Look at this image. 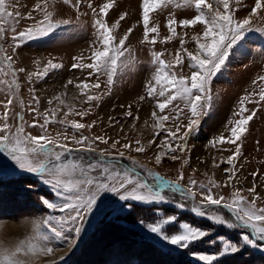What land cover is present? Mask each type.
Returning a JSON list of instances; mask_svg holds the SVG:
<instances>
[{
    "label": "rangeland",
    "instance_id": "rangeland-1",
    "mask_svg": "<svg viewBox=\"0 0 264 264\" xmlns=\"http://www.w3.org/2000/svg\"><path fill=\"white\" fill-rule=\"evenodd\" d=\"M94 6L98 7L107 0H90ZM214 4V0H209ZM255 0H232V7L237 18L249 15V10L254 6ZM42 4L43 0H5L6 10L13 13L12 17H4L0 23L4 24L5 37L0 39V48L13 55L15 68L24 67V73L17 74V82L20 87L18 91L10 89L7 85L0 83V115L5 111L4 104L8 98H13L10 106L8 123L15 127L21 123L19 117H24L23 126L27 134H46L52 138L60 137L61 142L67 143L70 148L77 146L70 140L65 141L64 135L71 137L73 134L79 138L80 135L93 138L103 136L108 139V144L97 141L94 145L95 151H77L73 153V159L79 161L83 159L85 164L94 162L100 157V152L108 150L117 159L112 161L118 165L117 170H126L135 167L132 160H136L144 168L136 167L135 175L142 180L153 183L154 178L147 175V170L154 174L159 173L164 178L162 184L156 185L161 194L166 196L164 203H144L138 201H120L114 194H105L101 197L103 203H98V211H94L86 217L82 232L79 238L69 246L66 242H58L55 245V252L52 256L20 257L24 264H123L124 259L130 260L132 264H144L141 259L145 258L151 264H177L174 261L177 257L180 264H203L196 255H218L215 264H264V241H258V247L244 245L241 237L248 234L255 239L256 234L249 229L228 228L225 225H217L209 221L207 217L195 215L191 208L193 202L180 197L179 193L173 192L167 181L176 182L181 173L184 180L182 187H188L191 180L198 185L206 184L212 187V182L220 185L213 187L214 195H224L230 201L236 190L251 199L250 194L245 189L255 182L257 193L264 197V105L249 104L250 109L260 108L257 115L249 122L244 135L241 148L242 155L236 163L235 178L229 182L228 173L225 171L229 166L221 163L222 160L231 155L236 145H217L213 148L211 141L224 135L228 137L230 125L229 121L234 119L240 99L244 95L259 92L264 84L258 82L260 76H264V15L253 17V28L261 29L246 33L233 49L225 66L212 78L209 86L212 96V105L207 114L202 116L199 127L190 134L188 138V152L176 155L181 156L179 160L164 158L161 164H155L154 152L158 151L156 145L167 137V129H174L176 123L185 125L189 118L188 110L181 113L180 121H173L174 112L166 110L165 114L170 119L165 122L164 129L157 135V129L153 128L155 123L151 117L153 101L145 99L140 101L139 97L145 94V85L155 74L156 65L151 62V52L153 50L162 52V59L166 63L175 65V56L181 52V42L184 47L192 51L195 48V35H201L203 25H196L184 29L177 24V34L171 40L167 29L169 19L178 22L185 18H192L195 10L186 7H176L183 0H171L166 5H161L149 13L150 26L158 29V42L154 46L143 42V0H114V7L109 12V25L115 24L120 15L125 19L120 21V26L116 28L115 34L119 36L127 28L133 29L126 46L131 50V56H127L123 63L118 66L116 82L109 90L105 84L106 77L101 76V88L93 90L95 94L103 93L102 99L93 102L91 105L84 103L85 97L79 89L75 88L76 83L87 82L89 84L96 81V76H89L88 69H74L72 65L76 63L74 57L83 56V63H89L87 57L91 54L93 42L96 40L94 17L91 9L86 3L82 5L81 12L77 13L63 0H48V10L56 20H69V24L51 32L49 35L25 42L18 49L13 48L11 28L16 27L17 33L27 28L34 27L43 19L41 12L35 11L36 4ZM31 17V18H29ZM156 35V34H152ZM183 55V53H182ZM4 53L0 52V60ZM60 63L62 68L52 70L43 74V69L48 61ZM5 67L6 65H0ZM7 70V69H6ZM32 72L41 75L33 77L31 83L28 82V74ZM177 78L190 75L191 69L189 61L185 56L183 65L173 67ZM0 80L11 82V75L4 76L0 73ZM72 80L73 84L68 85L67 81ZM34 89V93L30 91ZM33 95L39 98V106ZM60 96L66 105H71L73 111L89 109L83 118L75 114L69 115L67 120H76L85 124H93L90 128L77 130L71 128L70 124L60 123L65 112L69 109L60 105L55 99ZM258 98V97H257ZM52 100L49 105L48 101ZM128 105L132 106L134 116L139 119L127 117L125 112ZM171 107V106H170ZM181 108L184 105L180 104ZM59 108L56 117H52L49 112V123L45 130L39 127H32L33 124L44 123L45 117L38 115L49 109ZM4 121L0 120V124ZM119 140L117 148L125 153L124 157H118L115 150L110 149L113 141ZM140 140L146 147L144 153H136L123 149L124 143H132ZM150 140H155L156 144H149ZM108 153L105 152V157ZM213 158L219 167L213 166ZM39 160L45 159L43 155L37 157ZM69 159V157H65ZM184 159L188 163L182 167ZM253 173L257 175L254 177ZM47 198L52 202H59L55 191L51 185H46L40 176L17 168L14 162L3 152H0V231L5 230V234L16 238L15 245L21 240L35 238L39 233H46L47 229L41 223L48 215L62 216L63 213L47 209L43 205L41 198ZM199 195L197 199H199ZM184 203L185 207L177 206ZM258 207H264V199L257 201ZM123 209L122 211H117ZM208 211V209H204ZM219 213L226 219H231L227 210L220 209ZM175 216V221H170L165 226L168 234H175L180 231L179 225L189 223L192 226L207 230L209 236L192 243L187 248H178L161 240L155 234L150 233L144 226L155 223L159 219ZM143 222V223H141ZM108 223V224H107ZM37 224L40 225L39 232ZM70 236L74 234H69ZM6 240V239H5ZM3 240V241H5ZM231 241L240 246V250L233 254L220 255L222 241ZM34 242H38L34 239ZM1 243V242H0ZM5 247L10 248L6 243ZM13 248V247H11ZM175 256V257H174Z\"/></svg>",
    "mask_w": 264,
    "mask_h": 264
},
{
    "label": "snow or ice",
    "instance_id": "snow-or-ice-1",
    "mask_svg": "<svg viewBox=\"0 0 264 264\" xmlns=\"http://www.w3.org/2000/svg\"><path fill=\"white\" fill-rule=\"evenodd\" d=\"M65 5L74 9L77 13L81 12V7L86 3L88 9H91V14L94 17V28L96 40L93 42L91 54L87 57L89 63H83V56H76V63L72 65L74 69H88L89 76H96L94 83L81 82L76 83L75 88L79 89L85 97L84 103L91 105L93 102H98L102 99L103 93L95 94L93 90L101 88L100 78L106 77L105 84L111 90V87L116 82V73L118 66L123 63L127 56H131V50L126 46L130 35L133 32L131 27L122 32L119 36L115 34L116 28L120 26V21L125 19L124 15H120L115 24L109 25L108 17L110 10L114 7V0H107L102 5L96 7L90 0H63ZM171 0H143V42L154 46L158 42V29L156 26H150L149 13L161 5L170 3ZM240 0H236L239 4ZM213 3L209 0H183L182 5L177 3L176 7H186L195 10L192 18H185L179 22L175 19H169L167 29L170 35L167 37L171 40L177 34V24L188 29L196 25H203L201 35H195L192 39L195 41L194 50L190 51L184 47L181 42V52H177L175 56V65H183L185 56L189 61L191 69L190 75L187 77L181 76L177 78L173 72V63H166L162 56L164 53L153 50L151 52V62L156 65L155 74L145 85V94L139 97L140 101L148 99L153 101V110L151 117L154 120L153 128L157 129V135L161 131H165L164 124L170 119L166 110L174 112L173 121L181 120V113L188 110L189 118L185 125L176 123L174 129H167V137L162 139L156 145L158 151L154 152L155 164L162 163L165 157L170 160H179L181 156L176 155L188 152V138L190 134L196 131L199 127L202 116L207 114L208 109L212 105V96L209 86L213 77H215L225 66L229 56L232 54V49L244 39L246 33L262 31L258 28H253V17L264 15V0H255L254 6L249 10V15L243 18H237L232 7V0H214ZM36 12L43 14V19L37 25L27 28L17 33L16 27L11 28L13 48L18 49L25 42L43 38L51 32L60 28L62 25L69 24V20H56L53 14L48 10V0H43V3L36 4ZM13 13L6 10L5 0H0V21L4 17H12ZM31 18V17H29ZM156 34V35H152ZM5 37V27L0 23V39ZM0 52L4 53L3 59L0 60V65H6V69L0 66V73L4 76L11 75L12 80H0V83L7 85L14 91L19 90L17 82V74L24 73L25 68H15L13 64V55L8 54L3 48ZM183 53V55H182ZM60 63L48 61L47 66L43 69V74H47L49 69L56 70L62 68ZM41 74L32 72L28 74V82L31 83L33 77H39ZM258 82L264 84V76L258 78ZM68 85H72L73 81L68 80ZM34 93V89H30ZM258 97V98H257ZM60 105L69 109L65 112L64 118L60 123L77 130L90 128L93 124H85L76 120L68 121L69 115L75 114L83 118L90 111L89 109L73 111L71 105H66L65 101L60 96L55 97ZM37 109L39 106V98L33 95ZM52 100L48 104H52ZM184 108L180 107V104ZM13 104V98H8L4 104L5 111L0 115V120L4 121L0 124V152H3L9 157L18 169L35 173L41 177L43 183L51 185L55 191V195L59 202H52L47 198H41L43 205L47 209L63 213L62 216L48 215L43 218L42 224L47 229L46 233H39L35 238L21 240L13 248H0V264H24L20 257H37V256H52L55 252V245L58 242H66L69 246L76 238H79L82 232L83 224L86 217L90 216L94 211H98V203H103L101 197L105 194H114L120 201H138L147 204L167 202L166 196L161 194L156 188V185L162 184L164 178L159 173H153L147 170V175L154 178L153 183L142 180L138 175H135L136 167L144 168V165L138 161L132 160L135 167L126 170H117L118 165L113 163L117 156L112 152L104 150L100 152L102 159H97L94 162L85 164L83 159L74 160L73 153L77 151H95V143L99 141L103 144H108V139L103 136L89 138L88 136L80 135L79 138L75 134L71 137L64 135L65 141L76 145V148H70L67 143L61 142L60 137L52 138L46 134L32 135L25 132L23 126L24 117L20 116L21 123L13 127L8 123L10 106ZM249 104L264 105V87H261L259 92H253L249 95H244L239 101L237 111L234 113V119L228 123L230 125L228 131L230 135L225 137L220 135L211 141L213 148L217 145L229 144L236 145L233 153L221 163H226L229 167L225 169L228 173V180L231 182L236 175L235 161L242 155L241 148L243 145V137L247 131L249 122L257 115L260 108L250 109ZM171 106V107H170ZM60 111L59 108L49 109L38 115L45 117L44 123L33 124L32 127H39L46 132V126L49 123V112L54 118ZM127 117L139 119L134 116L132 106L128 105L125 112ZM120 144L119 140L113 141L110 149L115 150L118 157H124L125 153L117 148ZM149 144H156L155 140H150ZM123 149L134 151L136 153H144L147 149L140 140L132 143H124L121 145ZM105 152L108 153L105 157ZM43 155L45 159L39 160L38 156ZM69 159H65V157ZM188 163V159H184L182 167ZM213 166L219 167L213 158ZM257 174L253 173L255 177ZM184 176L178 177L176 182L167 181L173 192L179 193L180 197L193 202L191 211L199 217H207V219L217 225H225L228 228H243L249 229L256 234L255 239L250 238L248 234L241 237L244 245H250L253 248L258 247V241H264V207H258L257 201L264 199L257 193L255 182L252 186L245 189L251 199L241 194L240 190H236L233 198L228 201L224 195H214L213 187L220 185L212 182V187L206 184L198 185L195 180L190 181L188 187H182L181 181ZM199 195V199H197ZM178 207L184 208V203L177 204ZM204 209H208L205 211ZM220 209L227 210L231 215V219H226L224 215L219 213ZM119 209L117 211H122ZM176 217H165L159 219L155 223L144 225L147 230L161 238L170 245L178 248H187L192 243L202 240L209 236L207 230L201 229L183 223L179 225L180 231L175 234H168L165 231V226L170 224V221H175ZM143 223V222H141ZM40 225L37 224L39 232ZM74 234L70 236L69 234ZM34 239L38 242H34ZM222 247L220 255L233 254L240 250V246L227 240H221ZM196 255L203 264H215L218 255Z\"/></svg>",
    "mask_w": 264,
    "mask_h": 264
},
{
    "label": "bare ground",
    "instance_id": "bare-ground-1",
    "mask_svg": "<svg viewBox=\"0 0 264 264\" xmlns=\"http://www.w3.org/2000/svg\"><path fill=\"white\" fill-rule=\"evenodd\" d=\"M5 230L3 231H0V248H2L3 246L5 247L6 245H4V243H6L10 248L11 247H14L15 246V240L16 238L13 237L12 235L11 236H8V234H5L4 232ZM6 239V240H5ZM5 240V241H3Z\"/></svg>",
    "mask_w": 264,
    "mask_h": 264
},
{
    "label": "trees",
    "instance_id": "trees-1",
    "mask_svg": "<svg viewBox=\"0 0 264 264\" xmlns=\"http://www.w3.org/2000/svg\"><path fill=\"white\" fill-rule=\"evenodd\" d=\"M174 259H175L174 261H176L177 264H180L179 260L177 261V259H178L177 257H175ZM141 260H142V262L144 264H151L150 261H147L145 258H143ZM121 263H123V264H132V262L130 260L126 261L125 259ZM186 263L189 264L188 262H186ZM172 264H173V262H172Z\"/></svg>",
    "mask_w": 264,
    "mask_h": 264
}]
</instances>
